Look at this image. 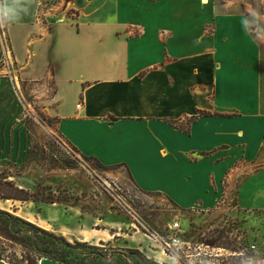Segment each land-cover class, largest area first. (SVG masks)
I'll return each instance as SVG.
<instances>
[{
  "label": "crops",
  "instance_id": "1",
  "mask_svg": "<svg viewBox=\"0 0 264 264\" xmlns=\"http://www.w3.org/2000/svg\"><path fill=\"white\" fill-rule=\"evenodd\" d=\"M54 1L9 0L21 12L4 26L22 77L50 79L41 92L62 138L182 210L225 198L237 211L264 213L261 47L247 0ZM23 33L24 56L15 41ZM199 112L209 116L180 131ZM86 231L84 241L111 238Z\"/></svg>",
  "mask_w": 264,
  "mask_h": 264
},
{
  "label": "rangeland",
  "instance_id": "2",
  "mask_svg": "<svg viewBox=\"0 0 264 264\" xmlns=\"http://www.w3.org/2000/svg\"><path fill=\"white\" fill-rule=\"evenodd\" d=\"M247 2L264 65V0ZM63 12L75 18L66 4ZM6 28L0 26V178L38 201H1V211L69 243H85L82 251L99 248L105 256L123 255L132 264H264L263 212L237 211L225 198L212 209L182 210L160 194L137 189L120 166H103L67 143L49 115L50 93L41 92L53 87L50 79L22 77ZM22 37L24 33L16 34L15 41L24 56ZM34 61L43 68L48 59L42 51ZM174 223L178 230H170ZM90 229L111 231V238L106 243L84 241ZM173 237L178 242L171 245ZM12 252L18 258L27 253L18 246Z\"/></svg>",
  "mask_w": 264,
  "mask_h": 264
},
{
  "label": "trees",
  "instance_id": "3",
  "mask_svg": "<svg viewBox=\"0 0 264 264\" xmlns=\"http://www.w3.org/2000/svg\"><path fill=\"white\" fill-rule=\"evenodd\" d=\"M260 75V110L264 114V65L262 61L260 62ZM200 116H209V114L199 112L198 116L188 119L187 126L180 128V131L188 134L190 125ZM171 125L178 127L174 122H171ZM0 201L36 203L38 200L35 195L16 186L7 178H0ZM1 239L9 244H5ZM13 246H18L27 253L23 252L18 258L12 252ZM83 248H87L85 243H69L63 237H57L0 210V261L8 264H38L40 260L46 259L58 264H132L129 258L123 255L113 253L110 254L111 256H105L99 248L88 247V252L82 251Z\"/></svg>",
  "mask_w": 264,
  "mask_h": 264
},
{
  "label": "clouds",
  "instance_id": "4",
  "mask_svg": "<svg viewBox=\"0 0 264 264\" xmlns=\"http://www.w3.org/2000/svg\"><path fill=\"white\" fill-rule=\"evenodd\" d=\"M21 9L14 2L9 0H0V25L5 24V21L16 22L19 19ZM255 16V13H253ZM244 23H248L244 21Z\"/></svg>",
  "mask_w": 264,
  "mask_h": 264
},
{
  "label": "built area",
  "instance_id": "5",
  "mask_svg": "<svg viewBox=\"0 0 264 264\" xmlns=\"http://www.w3.org/2000/svg\"><path fill=\"white\" fill-rule=\"evenodd\" d=\"M170 230H178V224L177 223H174L172 226H170ZM170 242H171V245H174L178 242V239L173 237L170 239ZM170 244H166V246L169 247Z\"/></svg>",
  "mask_w": 264,
  "mask_h": 264
},
{
  "label": "bare ground",
  "instance_id": "6",
  "mask_svg": "<svg viewBox=\"0 0 264 264\" xmlns=\"http://www.w3.org/2000/svg\"><path fill=\"white\" fill-rule=\"evenodd\" d=\"M1 202V201H0ZM1 203H3V202H1Z\"/></svg>",
  "mask_w": 264,
  "mask_h": 264
}]
</instances>
